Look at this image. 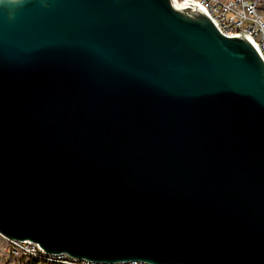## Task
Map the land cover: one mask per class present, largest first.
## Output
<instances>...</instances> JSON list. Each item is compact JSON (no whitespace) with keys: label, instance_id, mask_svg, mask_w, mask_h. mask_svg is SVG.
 Wrapping results in <instances>:
<instances>
[{"label":"water","instance_id":"water-1","mask_svg":"<svg viewBox=\"0 0 264 264\" xmlns=\"http://www.w3.org/2000/svg\"><path fill=\"white\" fill-rule=\"evenodd\" d=\"M0 233L97 264H264L258 43L192 0H0Z\"/></svg>","mask_w":264,"mask_h":264},{"label":"built area","instance_id":"built-area-1","mask_svg":"<svg viewBox=\"0 0 264 264\" xmlns=\"http://www.w3.org/2000/svg\"><path fill=\"white\" fill-rule=\"evenodd\" d=\"M182 1V0H181ZM207 10L226 34H246L254 38L264 53V0H192ZM10 252L25 257L30 264H97L68 255H51L33 242L4 236ZM103 264V263H100ZM122 264H144L138 262Z\"/></svg>","mask_w":264,"mask_h":264},{"label":"rangeland","instance_id":"rangeland-1","mask_svg":"<svg viewBox=\"0 0 264 264\" xmlns=\"http://www.w3.org/2000/svg\"><path fill=\"white\" fill-rule=\"evenodd\" d=\"M0 264H30L25 257L12 254L7 240L0 233Z\"/></svg>","mask_w":264,"mask_h":264},{"label":"crops","instance_id":"crops-1","mask_svg":"<svg viewBox=\"0 0 264 264\" xmlns=\"http://www.w3.org/2000/svg\"><path fill=\"white\" fill-rule=\"evenodd\" d=\"M223 1H225V0H223Z\"/></svg>","mask_w":264,"mask_h":264}]
</instances>
